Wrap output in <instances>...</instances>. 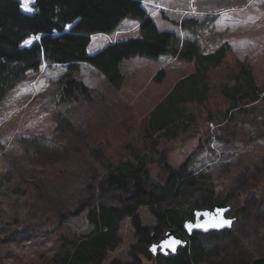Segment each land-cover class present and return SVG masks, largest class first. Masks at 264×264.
I'll list each match as a JSON object with an SVG mask.
<instances>
[{"label": "rangeland", "instance_id": "1", "mask_svg": "<svg viewBox=\"0 0 264 264\" xmlns=\"http://www.w3.org/2000/svg\"><path fill=\"white\" fill-rule=\"evenodd\" d=\"M32 5L22 0L27 13L35 12ZM143 7L180 45L193 40L205 54L227 48L225 62L211 71L207 102L188 104L190 124L173 139L159 137L154 150L157 136L146 138L151 115L194 72L193 62L172 55L125 60L120 89L81 63L73 74L89 88L88 100L59 96L66 66L44 64L29 72L0 102V264H54L68 239L94 231L91 208L120 204L122 192L102 189L105 169L93 155L95 147L113 164L134 161L132 150H141L155 183H165L167 166L179 170L186 164L189 182L179 184L162 207L189 218L198 205L225 202L238 216L232 236L203 241L222 249V258L240 251L264 256V92L258 102L237 109L222 92L241 64L251 67L264 89V0H143ZM140 35V22L127 19L112 34L93 35L88 52ZM205 198L211 203L203 204ZM139 214L144 226L158 224L148 206ZM118 236L122 242L106 264H132L139 241L129 218Z\"/></svg>", "mask_w": 264, "mask_h": 264}, {"label": "trees", "instance_id": "2", "mask_svg": "<svg viewBox=\"0 0 264 264\" xmlns=\"http://www.w3.org/2000/svg\"><path fill=\"white\" fill-rule=\"evenodd\" d=\"M32 1L34 13L22 9V0H0V102L29 72L39 71L44 64L69 69L63 74L60 84L59 96L62 99L79 94L82 99L88 100L89 88L73 74L81 63L95 67L112 88L120 89L125 83V75L120 68L125 60L135 57L159 59L172 55L182 61L193 62L194 72L178 82L151 115L146 138L157 136L154 150L157 149L159 137L173 139L181 128L190 124L192 114L185 110L188 104L207 102L212 89L211 71L221 66L228 54L225 47L211 54L202 53L199 44L193 40H186L180 45L174 32L158 28L143 7V0ZM127 19L140 22L139 37L118 41L94 55L89 54L93 35L112 34ZM181 26L189 29L186 22ZM32 38L39 40L25 46ZM222 92L229 100L231 109H237L258 102L264 89L257 84L251 67L241 64L239 71L224 84ZM132 151L134 161L113 164L108 162L102 148L93 149V155L105 169L103 191L117 190L124 196L119 205L102 202L91 208L88 220L94 226V231L86 236L68 239L65 252L54 264H106L108 254L122 242L118 236L119 227L127 218L139 241L133 246L132 264H143L141 255L146 257V261L155 260L148 250L149 246L158 241L169 227L173 226L181 235H185L186 218L162 205L177 191L179 184L189 182L187 165L179 170L167 166L165 183L150 182L141 150L134 148ZM204 203H211V200L205 198ZM141 206L149 207L157 218L156 226L142 224L139 214ZM196 208L203 207L198 205ZM232 229L189 236L188 248L170 258L160 257L156 259V264H250L255 259L253 255L240 251L222 258V249L208 246L203 241L207 237L229 238ZM111 264L122 262L115 260Z\"/></svg>", "mask_w": 264, "mask_h": 264}, {"label": "water", "instance_id": "3", "mask_svg": "<svg viewBox=\"0 0 264 264\" xmlns=\"http://www.w3.org/2000/svg\"><path fill=\"white\" fill-rule=\"evenodd\" d=\"M232 211V206L225 202L214 203L213 207L209 208H196L193 213L194 218H187L184 222L185 232L188 236H193L196 233L209 234L231 230L238 219L237 214ZM222 220H230L231 224L222 227L209 226L220 223ZM174 241H179V243H173ZM189 245V239L182 236L177 229L171 228L158 242H154L149 247V251L155 258L160 255L170 258L176 256L180 250L188 248ZM148 264H156V260ZM250 264H264V256L254 259Z\"/></svg>", "mask_w": 264, "mask_h": 264}, {"label": "snow or ice", "instance_id": "4", "mask_svg": "<svg viewBox=\"0 0 264 264\" xmlns=\"http://www.w3.org/2000/svg\"><path fill=\"white\" fill-rule=\"evenodd\" d=\"M230 224H231L230 220H222L220 223H215V224H212V225H209V226L210 227H222L224 225H230ZM202 227H203V225H202ZM173 243H179V241H174Z\"/></svg>", "mask_w": 264, "mask_h": 264}, {"label": "bare ground", "instance_id": "5", "mask_svg": "<svg viewBox=\"0 0 264 264\" xmlns=\"http://www.w3.org/2000/svg\"><path fill=\"white\" fill-rule=\"evenodd\" d=\"M208 208H209V207H208ZM195 209H196V208H195ZM195 209H194V211H195ZM200 209H203V208H200ZM194 211H193V213H194ZM189 218H192V219H193L194 217H193V215H192V216L189 217ZM186 219H187V218H186ZM170 229H171V228H170ZM168 230H169V229H168ZM184 231H185V229H184ZM165 233H166V232H165ZM165 233H164V234H165ZM185 233H186V232H185ZM164 234L162 235V237L164 236ZM186 236H187V239H189V238H188L189 236H188L187 234H186ZM162 237H161V238H162ZM161 238H160V239H161ZM160 239H159V240H160ZM159 240H158V241H159ZM158 241H155V242H158ZM153 243H154V242H153ZM153 243H152V244H153ZM152 244H151V245H152ZM151 245H150V246H151ZM150 246H149V247H150ZM148 250H149V249H148ZM149 252H150V251H149ZM150 253H151V252H150ZM151 255L153 256L152 253H151ZM153 257H154V256H153ZM158 257H159V256H158ZM160 257H163V256L160 255ZM154 258H155V257H154ZM156 258H157V257H156ZM156 258H155V259H156ZM163 258H165V257H163Z\"/></svg>", "mask_w": 264, "mask_h": 264}, {"label": "flooded vegetation", "instance_id": "6", "mask_svg": "<svg viewBox=\"0 0 264 264\" xmlns=\"http://www.w3.org/2000/svg\"><path fill=\"white\" fill-rule=\"evenodd\" d=\"M159 258H160V257H157L156 259H159ZM156 259H155V260H156ZM153 261H154V260H153ZM153 261H152V262H153Z\"/></svg>", "mask_w": 264, "mask_h": 264}]
</instances>
